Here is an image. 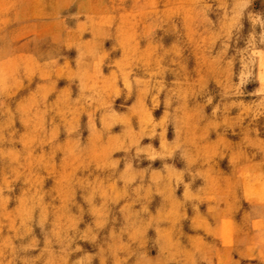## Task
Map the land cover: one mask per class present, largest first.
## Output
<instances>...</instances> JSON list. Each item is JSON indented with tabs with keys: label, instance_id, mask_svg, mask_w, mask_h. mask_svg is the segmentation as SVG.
Instances as JSON below:
<instances>
[{
	"label": "rangeland",
	"instance_id": "1",
	"mask_svg": "<svg viewBox=\"0 0 264 264\" xmlns=\"http://www.w3.org/2000/svg\"><path fill=\"white\" fill-rule=\"evenodd\" d=\"M0 264H264V0H0Z\"/></svg>",
	"mask_w": 264,
	"mask_h": 264
}]
</instances>
